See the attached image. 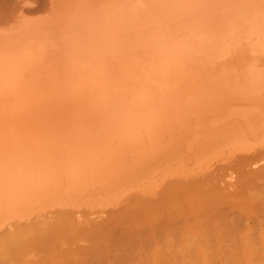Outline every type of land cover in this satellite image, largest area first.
Listing matches in <instances>:
<instances>
[{"label":"bare ground","instance_id":"bare-ground-1","mask_svg":"<svg viewBox=\"0 0 264 264\" xmlns=\"http://www.w3.org/2000/svg\"><path fill=\"white\" fill-rule=\"evenodd\" d=\"M4 2L0 264H24L59 231L111 246L119 264H253L256 254L264 262L263 232L259 246L250 238L258 224L236 236L245 220L264 216V0H50L35 22L21 1ZM162 183L169 189L159 212L143 204L142 216L158 227L155 213L190 217L178 237L164 223L156 239L154 225L139 219L142 232L119 229L118 219L136 222L142 212L127 199L128 209L103 223L110 215L102 204L137 187L157 198ZM233 203L250 218L225 216ZM85 211L89 226L103 220L84 228ZM174 216L162 219L182 223ZM228 217L240 226L229 218V227ZM59 234L57 242L66 241ZM106 256L86 259L111 263Z\"/></svg>","mask_w":264,"mask_h":264},{"label":"rangeland","instance_id":"rangeland-1","mask_svg":"<svg viewBox=\"0 0 264 264\" xmlns=\"http://www.w3.org/2000/svg\"><path fill=\"white\" fill-rule=\"evenodd\" d=\"M18 1H19V2L21 1V2H22V3L20 4V3H18L17 0H16V2H17L19 5L23 6V8H24L25 11H26V12L24 13V15H26V16H24V18H25V19H28V20H30V21H34V22H35V21H40L41 19H43V18L46 16V13L49 11L48 8H50V0H49V2H48V0H23V1H22V0H18ZM57 1H58V0H56V2H57ZM0 4H2V7H3V6H4V7L6 6V5H5L6 2H4V0H3V2L0 3ZM48 5H49V6H48ZM24 6H25V7H24ZM4 7H3V8H4ZM44 13H45V14H44ZM38 18H39V19H38ZM37 19H38V20H37ZM98 122H99V121H98ZM166 183H167V182H166ZM166 183H162V184H163V185H166ZM162 184H161V185H162ZM163 185H162V186L159 185V188H158V186H157V187H156L157 190L154 191V192H156L155 194L157 195V198H153V197L150 198L152 192H148V193H147V192H142V191H140V190H139V191H140V192H139V191L137 190V189H139V187H137V189H135V190H134V188H136V187H132L131 189H133L135 192H134L133 190H131V191H133V192H130V191L128 192V194L130 193L129 195H131V193H132V195H131L130 197L133 198L132 196H134V198H133L134 200H133V199L130 200L131 198H130L128 195H126V193H125L124 196L122 195V196H123L122 198H123L124 200L127 199L128 202L131 201V202H129V203L127 202L128 205H129V207H131L132 204H133L134 207L136 206V211H138V212H136V211H135V212L137 213V215L140 214V211H142L141 214L139 215L140 218H139V217L137 218V217L135 216V220L139 219L140 222L142 221V222H141L142 224H140L141 226H143L144 223H146V222H147L146 224H149V225L153 224V225H154V226L151 225V226L154 227V231H153V234H152V235H153V236H156V239H159V238H161V237L157 236L158 234L156 233L157 231L155 232V230H159L160 232H161V231L164 232V230H166V228H164V226H166V225H164V223L168 225L167 227H168V230H169V231L171 230L170 232L173 231V230H172L173 228H174V229L176 228V233H177L178 231H180V232L178 233V235L175 234V235L178 237L179 234L181 233V230H183V229H180V230H179V228H182V227H184V225H185V224L183 223V221H186V222H187V220L190 218V217H188V216H187L188 218H186V216H185V217H183L184 219H183V221H182V220H181V219H182V216L177 215V216L181 217V218H177V216H174V215H173V216H174V219L172 220L173 223H175V221H176V220H179V219L181 220L180 222L183 223V224H182V223H179L178 225H177V224H176V225H173L172 222L169 221L168 219H166V222L163 221V219H165V217L170 218V219L173 218L172 215H170V216H171V217H170V216H168L169 214H165V215H167V216L164 215L165 217H162V218H163V219H162L161 217L159 218L158 213H155V214H153V215H154V217H157L156 219L159 221L160 226L162 227V225H164V226L162 227V230H161V227H158V225H157L158 222H157V224H156V223H151V222H153V221H152V219H151L150 217L142 216V215L144 214L143 210H144V209H148V210H149V207H151V206L153 207V210H156V211L158 210V212H159V209H158V208L160 207V204L157 203L158 200H159V197H160L159 203L163 202V200L165 199V196H166V191L169 189V187H168L169 184H167L165 187H164ZM161 187H162V189L164 190V193H163V190L161 189ZM140 189H141V188H140ZM158 189H160V190L158 191ZM165 189H166V190H165ZM129 190H130V189H129ZM127 191H128V189H127L125 192H127ZM157 191L159 192V194H157V193H158ZM141 192H142V196H141V194H140ZM154 192H153V194H154ZM160 192H161V193H160ZM143 193H144V194L146 193V194L143 195ZM149 193H150V194H149ZM123 194H124V193H123ZM155 194H154V195H155ZM163 194H165V196H164ZM135 195H137V196H135ZM139 195H140V196H139ZM146 195H148V198H147ZM159 195H160V196H159ZM161 195H162V196H161ZM126 196H127L128 198H126ZM143 196H145V197H143ZM152 196H153V195H152ZM141 197H142V198H141ZM154 197H155V196H154ZM163 197H164V198H163ZM122 198L120 197V199H122ZM145 198H147V199H145ZM120 199L116 200V202H117L116 205H115V202H113V204H112V203H107V202H106V203H104V204L101 205V206L103 207V210L106 209V212H107L109 209H111L113 206H115V208H116V210H115L114 207H113V208L111 209L112 211L110 210V211H108L107 213H106L105 210H104V213H105L104 218H105V216L108 217V216L110 215V217L104 219V222H103L104 224L106 223V221H105L106 219L108 220V219H112V218H114V217H116V216H119V215H121L125 210L128 209V205H127V203H126V200H125V202H124L123 205H122V201H124V200L121 201ZM135 199H137V201H136ZM143 199H144V200H143ZM149 199H150L151 201H153V200H157V199H158V200H157V201H153L152 204H154V205H152V204H150L151 201H149ZM162 199H163V200H162ZM147 200H148V202H147ZM120 201H121V202H120ZM144 201H145V203H144ZM119 202H120V203H119ZM139 202H140V203H139ZM146 202H147V203H146ZM141 203H142V204H141ZM107 204H108V205H107ZM120 204H121V205H120ZM134 204H137V205H134ZM138 204H139V205H138ZM143 204H144V206H145V204L147 205V206H145L146 208H144V209H143V207H144ZM103 205H107V206H106L107 208L104 207ZM110 205H111V208H108V206L110 207ZM117 205H120V206L118 207ZM126 205H127V206H126ZM149 205H150V206H149ZM236 205H237V204H234V203H233L232 206H231V205L225 206V207H224V212L226 213V215H225L224 213H223V214H224L225 216H227V214H229L230 216L232 215V219H233V216H234L235 220L237 219V222H239L238 224H240V222H243V220H241V217L244 216L243 218H245L246 215L244 214L245 211H242V210H241V209H242V208H241L242 206L239 207L240 204L237 205V206H238V210L241 208V209L238 211V210L235 208V207H237ZM81 206H82V207H81ZM81 206L78 207L79 210L82 208L81 210L83 211V209L85 208L86 210L89 211V209H87L86 205H84V208H83V205H81ZM101 206H98V205H97L98 209H100ZM116 206H117V207H116ZM139 206H141V207H140V208H141L140 211H139V209H140ZM155 206H156V207H155ZM88 207H89V206H88ZM92 207H93V206H92ZM92 207H91L90 211L93 210ZM95 207H96V206H94V209H97V207H96V208H95ZM99 207H100V208H99ZM120 207H121V208H120ZM123 207H125V208H124V211H123ZM154 207H155V208H154ZM226 207H229V211H228V208H227V211L225 210ZM78 208H77V209H78ZM119 208H120V209H119ZM137 208H138V209H137ZM74 209H75V208H74ZM85 209H84V210H85ZM101 209H102V208H101ZM113 209H114V210H113ZM118 209H119V211H118ZM121 209H122V210H121ZM142 209H143V210H142ZM151 209H152V208H151ZM148 210L145 212V215H146V213L148 212ZM115 211H116V212H115ZM117 211H118V212H117ZM151 211H152V210H151ZM80 212H81V211H80ZM85 212L87 213V215H85V213H84V214L82 213V214H83L82 217L87 219V218H88V212H87V211H85ZM119 212H120V213H119ZM152 212H153V211H152ZM54 213H55V212H54ZM54 213H51V214L49 213L50 215L46 216V217H48L47 219L49 220V217L51 218L53 215L56 216V214H57V216L54 217V219L51 218L49 221L46 219V222H45L44 219H45L46 217L43 218V220H44V221H43V226H44V223H45V224L47 223V221L49 222V224L47 223L46 226L49 225V227H51V226H53V225L56 224L55 222H56L57 219L59 218L58 214L60 215V213H59V211H58L56 214H54ZM104 213H102V215H103ZM142 213H143V214H142ZM80 214H81V213H80ZM108 214H109V215H108ZM156 214H157L158 216H156ZM84 215H85V217H84ZM86 216H87V217H86ZM160 216H161V214H160ZM240 216H241V217H240ZM262 216H263V215H262ZM262 216H261V217H255L254 215H252L251 218H253V219H249L250 217L247 216L248 219H249V221H248L247 223L245 222V221H246L245 219L247 218V217H246V218L244 219V220H245V221H244L245 223L243 222L244 224L241 223V226L237 224L238 227L240 226L241 228H240V227L238 228V227L236 226V223H237V222L233 221L230 217H228L227 220H229V218H230V220L234 222V223H233V224H234L233 227L236 228V229L238 228V229H237V230H238V233H237L236 236L238 237V235H240L241 238H243V237H242V236H244L243 230H247V228L249 229L248 226H246L247 228L245 227V225H247V224H248L249 226H250V224L253 226V228H251V226H250V229L252 230V232H253L254 230L257 232V231H259V228H260V232H263V234H264V230H263V229H264V222H261V221H264V216H263V218H262ZM89 217H91V216H89ZM132 217H133V218H132ZM239 217H240V219H239ZM254 217H255V220H256V221L254 220ZM79 218H80V217H79ZM79 218H78V220L74 221L73 223H74V224H75V223H76V224H79V226H83V227H84V223H83V222L85 221L88 225L86 224L84 228H86V226L89 227V228H90V227H93L94 224H96V225L98 224V221H102V220H103V219H102V220H97V223H94V222H93V221L95 220V219H94V220L92 221L94 224H90L91 226H89V223H91V222H89L90 220L87 219V221H88V222H87L86 219H82V220H84V221L82 222V221H80ZM99 218H100V217H99ZM101 218H103V217H101ZM101 218H100V219H101ZM125 218H127V220H126ZM128 218H131V220L128 219ZM152 218H153V217H152ZM258 218H259V220H257ZM97 219H98V217H97ZM124 219H125V220L123 221V217H122V218H120V219L117 220V224L120 223V222H118L119 220H121V221H122V224H124V225L119 224V229H121V230L124 231V232H125L126 230L130 232L129 229H131V228H132V229L134 228L136 231H139L140 228H141V231H140V232H142V227H141L139 224H137V222H139V221L137 220L136 222H135V221L132 222V220L134 219V216H131V217H130V216H126V215H125ZM140 219H141V220H140ZM143 219H144V221H143ZM149 219H151V220H150L151 222L149 221ZM156 219H155V220H156ZM175 219H176V220H175ZM186 219H187V220H186ZM190 219H191V218H190ZM53 220H54V221H53ZM55 220H56V221H55ZM155 220H154V221H155ZM161 220H162V221H161ZM174 220H175V221H174ZM230 220L228 221L229 224L226 222V223L229 225V227H230V223H231ZM252 220H253V222H252ZM50 221H51V222H50ZM125 221L127 222V224H126ZM145 221H146V222H145ZM167 221H168V222H167ZM257 221H258V223H257ZM81 222L83 223V225L80 224ZM95 222H96V221H95ZM107 222H108V221H107ZM123 222H125V223H123ZM160 222H162L163 224H161ZM103 223H102V224H103ZM168 223H169V224H168ZM177 223H178V221H177ZM52 224H53V225H52ZM71 224H72V223H71ZM76 224H75V225H76ZM99 224H100V226H102L101 222H100ZM104 224H103V225H104ZM171 224H172L173 226H172ZM257 224H258V228L256 227ZM72 225H73V224H72ZM131 225H132L133 227H132ZM180 225H182V227H181ZM231 225H232V224H231ZM46 226H45V227H46ZM73 226H74V225H73ZM73 226H71V227L74 228ZM98 226H99V225H98ZM98 226H97V227H98ZM122 226H123V227H122ZM125 226H126L127 228H126ZM136 226H137V227H136ZM139 226H140V227H139ZM175 226H177V227H175ZM178 226H180V227H178ZM243 226H244L245 228H243ZM254 226L256 227V229H254V228H255ZM71 227H68V228L71 229ZM75 227H77V226H75ZM95 227H96V226H95ZM156 227H158V228H160V229H158V228H156ZM170 227H171L172 229H171ZM46 228H48V227H46ZM125 228H126V229H125ZM169 228H170V229H169ZM231 228H232V227H231ZM231 228H230V229H231ZM242 228H243V229H242ZM262 228H263V229H262ZM132 229H131V230H132ZM134 229H133V231H131V232H134V231H135ZM239 229H242V231L239 230ZM253 229H254V230H253ZM177 230H178V231H177ZM136 231H135L134 233H136ZM159 231H158V232H159ZM240 231H241V232H240ZM170 232H168L170 235H169V234H166V235H169V237H170V236H172L171 234H173V236L175 237L174 232H172V233H170ZM244 232H245V231H244ZM256 232H253L252 235H254V233H255L254 236L250 235V238H251V239L253 238L252 241H251V239H250V241H251L252 243H255L256 240H257L258 243H257V242H256V243H257L258 246H259V241H258V240H260V239H259V237H258V236H259V235H258V232H257V233H256ZM59 233H60V234H59ZM59 233H57V232L55 233V232H54V233L52 234V235H53V240L50 242V245H51V246L49 245V246L46 247V248H41V249H43L42 251H40V247H37V248H39V249H37V250H33V249H32L31 252H33V251L38 252V250H39V252H38V253H35V255H34V252H33V253H30V251H29V253H26L27 256H30V255H31V256H30V259H29V257L27 258V256H26L25 259H24V262H25L26 264H27V263H30V264H64V263H65V264H68V263H69V264H81V263L83 264V263H86V264H88L87 261H89V260L86 259L87 257H89L88 259H90V260H91V259L94 260V259H95L94 257H98V258H97L98 261H99L100 259L103 261V259L100 258V256L103 257L104 254H105V255H107L106 257L110 256V258H108L109 260L111 259V263H110V261H108L110 264H115V263H116V264H119V263H117L116 257H115V258L112 257V254H114V253L117 254V253L114 251V249H112L111 246L109 247V249L111 248V250H109V252H108V250H107L106 247H103V246L100 247V246H98L97 243H96V244H97V245H96L94 242H93L94 245H91V244H90V243H92L91 241H88V242H90V243H88L87 240H89V239H87L86 241H85V240H82V241H84V242L82 243V241L79 240V239L77 238V239L80 241V242H78V240L76 239L75 236H73V237L70 236V237L72 238V239H71V238L69 237L70 234H69V235L66 234V235H67V236H66V235H64L65 233L63 234L62 231H59ZM164 233H166V232H164ZM164 233H163V235H164ZM55 234H56L57 237L55 236ZM57 234H59L60 236L63 234V237H65V236L68 237V238L66 239V241L69 240V239H71V240L74 239L73 241H71V242H73V243H71L70 240L66 242V241H65V238H64V242H63V240H62V242H63L64 244H62V242H60V241H58V242H59V243H58L57 240L59 239V237H58ZM155 234H157V235H155ZM159 234H162V233H159ZM71 235H72V232H71ZM166 235H165V236H166ZM256 235H257V237H256ZM173 236H172V237H173ZM234 236H235V235H234ZM251 236H252V237H251ZM55 237H56V239H55ZM61 237H62V236H61ZM61 237H60V240L62 239ZM166 237H167V236H166ZM255 237H256V238H255ZM167 238H168V237H167ZM175 238H176V237H175ZM175 238H173V239H175ZM254 238H255V240H254ZM161 239H163V238H161ZM164 239H166V238H164ZM171 239H172V238H171ZM159 240H160V239H159ZM238 240H240V239L238 238ZM55 241H56V242H55ZM65 242H66V244H65ZM69 242H70V243H69ZM157 242H158V241H157ZM161 242L163 243V240H162ZM55 243H58L57 245H59V246H57ZM77 243H78V245H77ZM93 243H92V244H93ZM61 244H62V245H61ZM74 244H75V245H74ZM88 244H89V245H88ZM257 244H254V245L257 246ZM55 245H56V246H55ZM79 245H80V246H79ZM90 245H91V246H90ZM112 245H114L113 242H112ZM155 245H156V244H155ZM158 245H159V247H161L160 241H159ZM158 245H157V246H158ZM163 245H164V244H162V246H163ZM65 246H66V247H65ZM75 246H76V247H75ZM78 246H79L80 250H78V248H77ZM83 246H84V247H83ZM85 246H86V248H85ZM88 246H89V248H88ZM92 246H97V248L92 247ZM54 247H56V248H54ZM82 247H83V249H82ZM99 247H100V249H98ZM113 247H114V246H113ZM47 248H48V249L51 248V251L49 250V252H48V249H47ZM84 248H85V249L88 248L89 251L91 250L90 248H92V251H93V248H94L93 253H95V256H94V255H93V257H92V255H91V256H89V255L87 256V253H88V252L85 254V252H84V251H85ZM44 249H45V251H44ZM55 249H56V250H55ZM68 249H69V250H68ZM70 249H71V250H72V249H75V251L72 250V252H71ZM97 249H98V250H97ZM46 250H47V251H46ZM53 250H54V252H52ZM77 250H78V251H77ZM88 250H86V251H88ZM123 250H125V249H121V252H122ZM79 251H80V252H79ZM98 251H101V252L103 253V255H100V254L98 253ZM125 251H127V249H126ZM135 251H136V253H137L138 250L135 249ZM135 251L133 252L134 255L136 254ZM222 251H223V250H222ZM226 251H227V250H226ZM51 252H52V253H51ZM64 252H65V253H64ZM73 252H74V253H73ZM75 252H76V254H75ZM223 252L225 253V251H223ZM79 253H80V255H79ZM89 253H90V254H93V253H91V252H89ZM133 253H132V254H133ZM224 253H222V254H224ZM229 253H231V255H230ZM229 253H228V251H227L226 255H223V256H224V257H227V256L229 257V256H230L229 258L236 257V256H235V252H231V251H230ZM233 253H234V255H233ZM28 254H29V255H28ZM62 254H64V255H62ZM77 254H78V255H77ZM83 254H84V255H83ZM118 254H119V253H118ZM122 254H125V252H123ZM128 254L130 255V252H128ZM128 254H127V252H126V255H125V256H127ZM72 255H73V256H72ZM85 255H86V256H85ZM43 256H44V257H43ZM48 256H49V257H48ZM52 256H53V257H52ZM62 256H63V257H62ZM80 256H81V257H80ZM119 256H120V255H119ZM125 256L123 257L124 259L127 258V257H128V259H129V258L131 257V255H130V256H127V257H125ZM132 256H133V255H132ZM51 257H52V259H51ZM54 257H55V258H54ZM72 257H76L77 259H74V258H72ZM133 257H134V256H133ZM133 257H132V258H133ZM228 257H227V258H228ZM258 257H259V255H257V254H256V256H254L253 259H257V260L259 259V261H257V260H253V261H254L253 264H256V262L259 264V262H260L261 259L258 258ZM43 258H44V259H43ZM81 258H82V259H81ZM26 259H27V261H25ZM48 259H49V260H48ZM71 259H72V260H71ZM78 259H79V260H78ZM85 259H86V261H85ZM104 259H106V258L104 257ZM133 259H134V258H133ZM31 260H32L33 262H32ZM53 260H54V261H53ZM66 260H67V261H66ZM75 260H76V261H75ZM81 260H82V261H81ZM92 260H91V263H93L94 261H96V259H95L93 262H92ZM101 260H100V261H101ZM28 261H29V262H28ZM30 261H31V262H30ZM40 261H41V262H40ZM49 261H50V262H49ZM52 261H53L54 263H52ZM74 261H75V263H74ZM98 261H96V262L98 263ZM255 261H256V262H255ZM96 262H94V263H96ZM104 262H105V261H104ZM106 262H107V259H106ZM25 263H24V264H25ZM109 263H108V264H109ZM260 263L262 264V263H264V262L262 261V262H260ZM10 264H11V263H10ZM12 264H20V263H19V261H18V262H16V263H15V262H12ZM22 264H23V261H22ZM89 264H90V261H89ZM101 264H102V263H101ZM218 264H219V263H218ZM239 264H241V263H239Z\"/></svg>","mask_w":264,"mask_h":264}]
</instances>
